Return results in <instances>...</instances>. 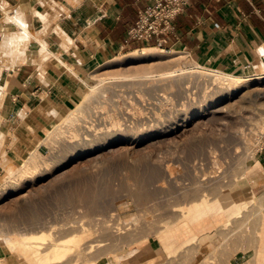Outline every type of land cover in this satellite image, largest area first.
I'll use <instances>...</instances> for the list:
<instances>
[{
  "label": "rangeland",
  "instance_id": "obj_1",
  "mask_svg": "<svg viewBox=\"0 0 264 264\" xmlns=\"http://www.w3.org/2000/svg\"><path fill=\"white\" fill-rule=\"evenodd\" d=\"M23 35L20 42L28 37L26 32ZM14 46L19 49L17 42ZM149 47L154 46L144 48ZM155 47L170 53L120 64L118 61L137 48L122 52L97 68L86 82L94 85L98 83L96 77L117 76L129 70L158 73L174 65L173 50L183 53L192 65L190 71L196 73L180 76L169 85L166 81L156 83L152 91L133 87L128 80L112 86L115 89L100 86L103 91L96 90V94L103 93L87 97L85 84L70 109L46 130L42 142L46 150L40 154L37 168L18 176L11 187L6 172L0 176V241H15L23 253L24 263L18 260L21 264H52L37 262L23 251L22 241H36L44 252L54 241L71 236L80 238L77 249L55 264H101L103 257L116 255L124 246L153 237L164 255L151 264H228L236 252L232 241L244 239L245 230L257 223L261 213L250 198L249 178L257 168L253 159L264 141V127H258L264 118V64L259 66L262 72L250 78L243 76L244 81L230 91L193 69L197 64L207 66L182 50L166 43ZM184 63H177L178 67L183 68ZM88 104L94 107L93 119L74 121L86 116ZM77 126L82 128L78 130L80 137L73 141ZM116 128L121 133L114 144L89 153H78L72 147L83 137L89 142ZM203 199L218 202L220 209L234 199L242 214L231 221L229 229L223 226L227 214L215 216L219 208L208 215L201 210L188 218V209ZM206 216L215 218L221 225L219 230L224 229L219 232L222 240L213 246L194 242L170 258L163 236L183 221L191 226ZM193 236L189 229H183L175 245ZM5 245L0 242L1 258L11 255L3 250ZM138 251L117 256L122 261ZM142 264H149L147 258Z\"/></svg>",
  "mask_w": 264,
  "mask_h": 264
},
{
  "label": "crops",
  "instance_id": "obj_2",
  "mask_svg": "<svg viewBox=\"0 0 264 264\" xmlns=\"http://www.w3.org/2000/svg\"><path fill=\"white\" fill-rule=\"evenodd\" d=\"M146 4L145 0H0V176L15 170L32 152H45L46 130L70 109L88 76L122 52L166 43L198 63L234 76L245 77L254 67L261 72L264 0H190L171 22L174 34L129 40L127 32ZM17 8L23 24L6 23L4 13ZM23 32L28 37L20 42ZM257 159L249 193L250 198L264 200V141ZM257 219L245 230L244 239L232 241L236 252L228 264H264V210ZM215 221L206 216L188 229L199 238L214 234L213 246L224 231ZM134 249L141 252L122 264H142L146 258L147 263H157L164 255L154 237L124 246L116 255L126 256ZM103 258L101 264H116L112 255ZM1 264L21 263L3 255Z\"/></svg>",
  "mask_w": 264,
  "mask_h": 264
},
{
  "label": "bare ground",
  "instance_id": "obj_3",
  "mask_svg": "<svg viewBox=\"0 0 264 264\" xmlns=\"http://www.w3.org/2000/svg\"><path fill=\"white\" fill-rule=\"evenodd\" d=\"M40 43L42 45V42H40ZM44 46L45 45H43V48H44ZM45 48H47V47H45ZM168 53H170V52L167 51V50L158 48V47L142 48V49H139V50H134V51L129 52L128 54L125 55V57L122 60L118 61V63L122 64L124 62L125 63H131V62H135L137 60L139 61V60H147V59H154V58L157 59V58H162V57L166 56V54H168ZM171 54H172V57H175V58H173V61H174L173 64L174 65L172 67H170V68H162L158 73H155V74L152 73V72H150V71L144 73V72H141V71H138V70H129L127 72L120 73L117 76H111V75H109L108 77L107 76H104V77H101V78L100 77H96L97 78V81H98L97 84H94V85H86L87 86V91H88L87 97H89V96L91 97L92 95L95 96L99 92L103 91L102 90L103 89L102 88L103 85H105L104 87H106V88H108V87L110 88V86L111 87L112 86H119L120 84H118V83H122V82H125V81H128L129 80L130 81V85H132L133 87L134 86H136V87L137 86H139V87L142 86L143 88H145V89L147 88V90L152 91L151 89H152V87L154 85H156V83H159V82H162L163 83V81L164 82L166 81L167 82L166 85H167L168 82L171 81L170 82V84H171L173 82V80H175L178 77L180 78V76H182V78H183L185 75L187 76V74L196 73L195 71L194 72H191L192 70L190 71V68L189 67L192 66V65L190 63H187V61H185L184 56H183V53H181L179 51H176V50H173V52ZM181 61L185 62L183 68L178 67V64H180ZM194 68H196L197 70H200L199 73H201L205 77H209V79H211L212 81H215L216 83L214 82V84H220V85H222V87H224L223 85H225V87L228 90H230V91L233 90V88H236L237 86H239L242 83L241 80H243L242 79L243 77L234 76L233 74H230V73L225 72V71H222V70H213L211 68L202 67V66H199L198 64L196 65V67H193V69ZM256 69H257L256 67L249 68L247 70L246 77L247 78H250V77L256 76L259 73V70L257 71ZM261 80H264V79H261ZM163 84H165V83H163ZM100 86H101L102 89L100 88ZM106 88H104V89H106ZM112 89H115V88L112 87ZM96 90H101V91H98V93L96 94ZM222 90H223V88H222ZM135 91H137V90H135ZM149 91H147V92H149ZM104 92H105V90H104ZM101 93H103V92H101ZM226 93H227L226 95L229 96L228 92H226ZM98 95H100V93ZM104 96H102V97H104ZM97 98H98V96H97ZM215 100H216V98H215ZM95 101H94V103H95ZM105 104H106V102H105ZM212 104H214V103H212ZM107 109H110V108H107ZM116 109H118V108H116ZM103 110H105V109H103ZM110 111H112V110H110ZM113 112H115V111H113ZM94 113H95L94 112V107H91L88 104L87 105L86 114H85L86 116L84 118L82 117L81 119L79 118L78 120L76 119L74 121H78V122L80 121V123H81V122H85L86 119L92 120L93 118H91V117H94ZM97 114H99V113H96L95 115H97ZM101 114H102V112H101ZM70 119L72 120V118H70ZM258 124H259V126H258L259 129H260V127L261 128L264 127V118H261ZM81 125H84V124H81ZM105 127H104V129H105ZM173 127H175V126H173ZM85 128H86V126H85ZM90 128H92V127H90ZM73 129H74V133H73L74 137L72 138V140L73 141H77L78 138L80 137V135L78 133V130L79 129H82V128L77 126V129L75 127ZM168 130H169V127H168ZM104 132H103V136L101 135L102 138L99 137V139H94L92 137L93 140L87 142L88 139L86 141H84L85 138L83 137L84 139L81 138V140L78 141V142H76L75 145L72 144L73 145L72 147H74L75 151H77L78 153H85V152H88L90 150H94V149H96V148H98L100 146H106L107 144H109V145L110 144H114V143H116V142H118L120 140L119 136H120V133L121 132H120V129L119 128H116V129L107 131L106 133H104ZM87 134H89V133H87ZM100 134H102V133H100ZM90 136H89V138H90ZM85 137H87V136H85ZM40 157H41L40 154H38L37 152H32L31 155H30V157L26 160L25 163H23L24 165L21 166L20 169L17 172L16 171L14 172L13 169H8L6 171V175L9 178V186L11 187V185H13V180H15L18 176L22 177L26 173H30L31 170H35L37 168V166L39 165V163H40L39 162L40 161ZM61 161H62V159H61ZM253 161H254V164H253L254 167L258 166V159H257V157L255 159H253ZM222 202H224V201H222ZM253 204L256 207L257 213H259V212L261 213L262 210H264V200H262L261 198L255 197ZM217 208H219V209H217ZM216 209H217L218 212L215 214V216H218V215L223 214V213H225V214L228 215L229 218L225 221V223L223 225L225 227H227V226L230 227L231 221L233 219L239 218V216L242 214V212L240 211V207L237 206V205H235V204H233V203H231V201H230L229 204H227L226 207L224 206L223 208L221 207V209H220L218 202H215L214 204H211L209 201L203 199V200L197 201L194 206L190 207L188 209V211L186 212V214H187L186 216L189 218L192 215H194L195 213L197 214L201 210L204 211L203 212V215H205V214L208 215L211 212H214ZM182 215H180V217H182ZM184 215H185V213H184ZM258 215L260 216V214H258ZM184 222L185 221H183V224L181 223L175 229H173L172 231H170L167 234H165L163 236V238H162V240H163L164 243L168 242V244L164 245V249H165V251H167V253H168V255H169L170 258L172 256H175L176 254H178L181 249L187 247L188 245H190V244H192L194 242L198 243L197 241H199V242H203L205 244L206 243H209L210 240L214 236V234L213 235L207 234V235H204V236H202V237L199 238L196 235H194L191 239H188L184 243L183 242L182 243L180 242V244L178 243L179 245L176 246L175 243L177 242L176 237L178 235V232H180L183 229H188V227H190L188 223H186V222L184 223ZM228 235H230V234H228ZM36 238H39V237H36ZM226 239H228V238H226ZM79 241H80V238H77L76 236H71V237H68V238H65V239L56 241V242L54 241L51 244V246L46 251H44V252L41 251L40 247H37L38 242H36V241H32V240L28 241V240H25V241H22L21 244L23 246V251L24 252H27V253L29 252L32 255V257L37 262L40 263V261H45V262H48V263L50 262L52 264H55V263L63 262L73 251H75V249H77V246L79 245ZM0 242H4L6 244L5 245L6 247L3 249L5 252H10L12 256H14L15 258H17V260H19L21 263H24V259H23V255H22L23 253L20 252L17 249V245H16L15 241H12L11 239H8L7 241H0ZM188 242H189V244L186 245V243H188ZM218 247H216V248H218ZM113 258H114L116 264H122L120 257H118L117 255H114ZM1 259L2 258L0 257V264H1ZM41 264H43V263H41ZM149 264H151V262H149Z\"/></svg>",
  "mask_w": 264,
  "mask_h": 264
},
{
  "label": "built area",
  "instance_id": "obj_4",
  "mask_svg": "<svg viewBox=\"0 0 264 264\" xmlns=\"http://www.w3.org/2000/svg\"><path fill=\"white\" fill-rule=\"evenodd\" d=\"M145 1V8L139 12L135 25L127 32L129 40H151L165 33L174 34L171 22L185 11L190 0Z\"/></svg>",
  "mask_w": 264,
  "mask_h": 264
},
{
  "label": "clouds",
  "instance_id": "obj_5",
  "mask_svg": "<svg viewBox=\"0 0 264 264\" xmlns=\"http://www.w3.org/2000/svg\"><path fill=\"white\" fill-rule=\"evenodd\" d=\"M4 18L6 23H11L18 26L23 24V13L19 8L15 9L11 14L5 12Z\"/></svg>",
  "mask_w": 264,
  "mask_h": 264
}]
</instances>
